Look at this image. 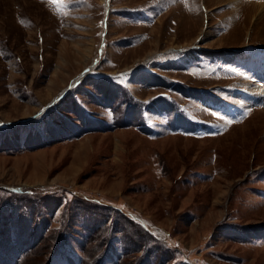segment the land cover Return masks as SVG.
Segmentation results:
<instances>
[{
    "label": "rangeland",
    "instance_id": "rangeland-1",
    "mask_svg": "<svg viewBox=\"0 0 264 264\" xmlns=\"http://www.w3.org/2000/svg\"><path fill=\"white\" fill-rule=\"evenodd\" d=\"M262 86L264 0H0V264H264Z\"/></svg>",
    "mask_w": 264,
    "mask_h": 264
},
{
    "label": "bare ground",
    "instance_id": "bare-ground-1",
    "mask_svg": "<svg viewBox=\"0 0 264 264\" xmlns=\"http://www.w3.org/2000/svg\"><path fill=\"white\" fill-rule=\"evenodd\" d=\"M232 2H234L235 4H237V0H232ZM255 92L256 93H253L254 95H257L260 99H263L264 100V86L260 87Z\"/></svg>",
    "mask_w": 264,
    "mask_h": 264
},
{
    "label": "crops",
    "instance_id": "crops-1",
    "mask_svg": "<svg viewBox=\"0 0 264 264\" xmlns=\"http://www.w3.org/2000/svg\"><path fill=\"white\" fill-rule=\"evenodd\" d=\"M69 113H74V112H69ZM74 114H75V113H74ZM76 115H77V114H76ZM78 115H79V114H78ZM78 115H77V116H78ZM90 129H91V128H90Z\"/></svg>",
    "mask_w": 264,
    "mask_h": 264
},
{
    "label": "trees",
    "instance_id": "trees-1",
    "mask_svg": "<svg viewBox=\"0 0 264 264\" xmlns=\"http://www.w3.org/2000/svg\"><path fill=\"white\" fill-rule=\"evenodd\" d=\"M91 129H95V127L94 128H91ZM91 129H89V130H91Z\"/></svg>",
    "mask_w": 264,
    "mask_h": 264
}]
</instances>
